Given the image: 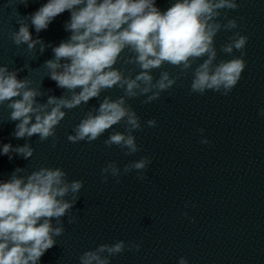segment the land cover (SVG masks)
Returning <instances> with one entry per match:
<instances>
[{"label": "clouds", "instance_id": "9594fccd", "mask_svg": "<svg viewBox=\"0 0 264 264\" xmlns=\"http://www.w3.org/2000/svg\"><path fill=\"white\" fill-rule=\"evenodd\" d=\"M28 3L29 0H21L25 7ZM238 8L237 0H172L163 11L156 0H47L28 16L21 17L17 12L19 29L10 32V39L17 47L26 45L29 52L38 44L41 54L51 47L53 58L42 67L46 69V77L68 95H48L41 89L43 81L33 87L28 76L19 78V72L28 69V64L11 70L0 65V106L10 110L8 122H16L12 135L16 139L35 135L41 143L52 138L55 148L56 128L67 115L63 109L72 110L93 98L99 100L102 92L116 87L123 95L116 99L104 96L99 106H93L73 128L74 134L68 135L67 140L91 143L121 124L124 131L110 132L105 146L115 145L126 156L142 151L134 135L143 131L141 117L127 101L142 96L146 97L141 101L143 104L158 100L179 78L165 70L157 79L152 75L154 70L167 64L181 73L191 71L192 94L212 91L227 96L239 83L247 66L244 49L248 37L237 30V20L229 19L226 11ZM65 11L70 13L64 24L65 31L70 33L67 40L52 46L45 45L38 35L33 38L29 21L39 34ZM222 13L226 22H221ZM221 31L232 32L228 42L220 46V52L232 58L217 62L215 37ZM125 50L130 55L123 56ZM234 50L240 56L233 55ZM121 59L124 65L135 68L115 67ZM43 96H47L46 102H38L37 98ZM259 115L264 116V108ZM146 125L155 128L157 121L149 119ZM197 131L203 136L205 129ZM200 143L210 141L202 138ZM33 154L31 143L0 145V155H7L10 160L13 155L29 160ZM151 163L150 157L142 156L121 169L116 162L109 161L101 168V182L107 183L112 177L119 184L120 177L133 171L143 181ZM25 172L26 168L17 167L7 180H0V264H40L41 257L57 244L56 238L63 235V218L68 216V224L77 223V217L71 213L84 187L82 180L70 181L60 167H40L20 175ZM183 215L188 218L187 212ZM190 219L195 221V217ZM141 246L142 241L101 243L84 251L79 264H111L112 257L126 250L140 251ZM178 264L189 261L181 256Z\"/></svg>", "mask_w": 264, "mask_h": 264}]
</instances>
